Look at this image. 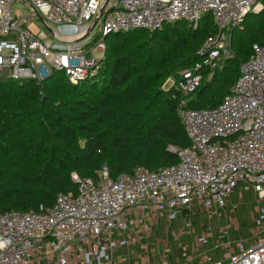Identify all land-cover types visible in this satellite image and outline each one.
Listing matches in <instances>:
<instances>
[{
    "label": "built area",
    "instance_id": "1",
    "mask_svg": "<svg viewBox=\"0 0 264 264\" xmlns=\"http://www.w3.org/2000/svg\"><path fill=\"white\" fill-rule=\"evenodd\" d=\"M15 1L0 0V77L12 79L39 82L59 70L71 83L89 80L104 38L116 31H153L177 20L196 27L204 14L216 31L198 60L163 86L180 94L178 114L190 140L185 148L168 146L177 162L155 171L138 165L115 178L106 165L92 178L72 173L76 194L58 193L42 212L1 213L0 264H264V45L252 44L217 106L183 105L230 56L232 31L262 9V0H21L30 14L13 10ZM239 182L261 214H251L257 224L250 236L232 245L236 218L219 230L226 240L211 229L235 208L227 202ZM198 213L206 221L196 225Z\"/></svg>",
    "mask_w": 264,
    "mask_h": 264
},
{
    "label": "trees",
    "instance_id": "2",
    "mask_svg": "<svg viewBox=\"0 0 264 264\" xmlns=\"http://www.w3.org/2000/svg\"><path fill=\"white\" fill-rule=\"evenodd\" d=\"M215 31L204 14L196 27L177 20L153 31L110 33L96 77L77 83L59 70L39 82L0 77V214L42 212L58 193L76 194L72 173L92 178L106 165L115 178L138 165L155 171L176 163L168 146L185 148L190 140L178 114L180 94L162 85L198 60ZM254 43L264 45V0L232 31L230 56L183 99L184 107L217 106ZM236 219L240 227L257 224Z\"/></svg>",
    "mask_w": 264,
    "mask_h": 264
},
{
    "label": "rangeland",
    "instance_id": "3",
    "mask_svg": "<svg viewBox=\"0 0 264 264\" xmlns=\"http://www.w3.org/2000/svg\"><path fill=\"white\" fill-rule=\"evenodd\" d=\"M12 9L13 10H16V9H19L23 14H30V13H33L31 8L24 4L21 0H17L13 3L12 5ZM259 13V12H257ZM33 20L35 21V23L38 25V26H41V22L39 21L38 18H36L34 16ZM100 57V56H99ZM104 57V53L103 55L101 56V58ZM100 58V59H101ZM98 69L99 67L97 68L96 70V73L94 74V77H96L97 75V72H98ZM91 78V79H92ZM167 85L166 83H163L162 86H165ZM242 187H243V183L242 182H239L238 183V186L236 188V192L234 193V197L232 198V202L229 203V206L230 207H235V209H233L232 212H229L228 215H227V218L225 220V218H222L220 219V221H214L213 225H212V229H211V232L213 231V234H214V237H216V239H223V240H226V236L224 234V232L222 234L219 233V230L221 228H225L228 226V223L231 221V219L233 218H239L240 222H251L250 221V216L251 214H255V207H256V204L254 203L253 201V198L252 196H249L247 191H244L242 190ZM239 194L241 195V197L239 196ZM252 205V207H251ZM260 208H263V206H260ZM262 211V210H261ZM263 213V211H262ZM256 218L259 219V215L255 214ZM194 219V221L196 222V225L198 224L197 222L198 221H201V222H205L206 219L204 217V214L203 213H198L197 217L195 218H192ZM247 227H253V226H247ZM247 227H240L239 226V231H236L233 229V227H231L228 231L229 233V238L231 240H233L235 237L237 239L239 238H248L250 236V231H249V228ZM199 236V234H196ZM235 236V237H234ZM223 237V238H221ZM234 241H232V245H234ZM206 247L208 248H212L213 247V244H212V241L209 240L208 244L206 245ZM215 253H216V257L217 258H222V253H223V250L221 249H217L215 250Z\"/></svg>",
    "mask_w": 264,
    "mask_h": 264
},
{
    "label": "water",
    "instance_id": "4",
    "mask_svg": "<svg viewBox=\"0 0 264 264\" xmlns=\"http://www.w3.org/2000/svg\"><path fill=\"white\" fill-rule=\"evenodd\" d=\"M259 12H260V11H259ZM36 15H37L38 19H39L40 21H42V18L40 17V15H39L38 13H36ZM97 20H98V17L92 21V24H91V26L88 28V30L86 31L85 35H87L88 32L92 29V27L96 24ZM47 30L50 32V29H49V28H47Z\"/></svg>",
    "mask_w": 264,
    "mask_h": 264
}]
</instances>
